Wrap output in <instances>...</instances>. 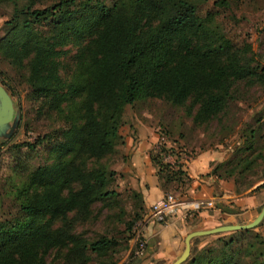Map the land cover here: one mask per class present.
Here are the masks:
<instances>
[{
  "label": "trees",
  "instance_id": "trees-1",
  "mask_svg": "<svg viewBox=\"0 0 264 264\" xmlns=\"http://www.w3.org/2000/svg\"><path fill=\"white\" fill-rule=\"evenodd\" d=\"M207 1L115 0L78 7L77 0H59L43 9L14 7L4 22L0 55L16 67L28 60L27 81L39 111L57 114L64 124L55 137H42L54 154L52 163L12 168L18 182L11 188L13 216L0 220V264H48L50 251L59 248L66 249L62 264H116L117 235L81 239L73 230L89 220L95 203L118 195L110 188L117 172L106 160L116 151L125 107L147 96L174 105L190 100L194 122L206 123L224 112L237 82H264V66L235 48L216 12H200ZM212 1L225 5V0ZM69 41L81 47L63 78L59 56ZM0 84L9 93L8 83ZM245 150L253 151L252 144ZM164 152L161 148L151 157L165 189L184 172L163 164ZM82 158H88V167ZM225 164H215L210 173L222 178L217 172ZM130 192L137 200L136 218L142 219V195ZM135 221L125 228L129 238ZM232 233L236 236L219 240L218 247L193 253L190 246L181 264H264L262 234L254 228Z\"/></svg>",
  "mask_w": 264,
  "mask_h": 264
},
{
  "label": "rangeland",
  "instance_id": "rangeland-1",
  "mask_svg": "<svg viewBox=\"0 0 264 264\" xmlns=\"http://www.w3.org/2000/svg\"><path fill=\"white\" fill-rule=\"evenodd\" d=\"M58 1L0 0V37L4 35V22L10 19L15 6L43 9ZM96 1L110 5L115 0H77V6L85 3L92 5ZM210 9L216 12L217 21L235 48L245 52L254 65L264 66V0H225L223 7L216 6L209 0L200 7V12ZM80 47L81 43L73 41L61 47V77L66 78L74 68L75 56ZM28 74V60L16 67L0 55V80L8 83L14 107L12 119L0 125V220L12 218L14 212L11 188L18 179L14 177L12 168L20 165L31 169L37 165L52 163L54 154L49 151L47 139L42 140V137L48 134L55 137L56 130L64 124L57 114L39 111V103L32 98L28 85ZM194 113L195 107H191L190 100L183 105H174L160 96H147L146 99L125 107L116 151L106 160L117 172L110 188L116 190L118 195L109 202L95 203L89 220L87 218L78 223L73 230L74 235L81 239L103 234L117 235L120 244L115 253L116 264H138L144 258L145 251L142 255H134L135 244L125 229L133 220H136L133 227L142 220L136 218L138 208L134 207V203L137 200L132 197L130 176L125 170L130 164L131 143L152 136L156 137L152 155H156L161 148L166 150L160 155L163 164L167 162L164 157L170 159V156H182L190 160L201 151L224 153L226 157L220 162L227 164L221 166L217 173L223 178L234 170L228 179L235 180L236 192L243 193L251 189V192L260 196V204L255 212L256 216L259 214L264 203V82H237L224 112L206 123L194 122ZM4 114L5 104L0 99V116ZM250 130H254L253 136L248 138ZM240 134L245 136L240 137ZM27 143L29 147L26 146ZM249 144H252L253 151H244ZM247 161H252L251 166L245 167L244 163ZM82 163L88 167V158H82ZM218 163L211 164V168ZM176 178L166 183L165 192L184 198L187 180ZM59 224L58 220L54 225ZM253 228L264 236V216ZM230 236H236L232 230H220L194 238L190 246L193 253H196L206 247H218L219 240ZM65 253V248L51 250L47 258L48 264H62Z\"/></svg>",
  "mask_w": 264,
  "mask_h": 264
},
{
  "label": "crops",
  "instance_id": "crops-1",
  "mask_svg": "<svg viewBox=\"0 0 264 264\" xmlns=\"http://www.w3.org/2000/svg\"><path fill=\"white\" fill-rule=\"evenodd\" d=\"M155 142L156 137L152 136L137 139L131 143V148L130 145L128 147L130 164L125 171L130 176V187L141 193L145 210L141 235L146 248L144 258L138 264H170L182 254L185 239L191 232L224 225L247 224L256 218L260 196L251 192V189L237 193L233 180L218 178L210 173L211 164L225 159L224 153L201 151L190 160L182 156L163 159L174 169L180 168L184 172L181 176L182 180H187L184 198L205 204L187 216L185 211L178 210L162 222L154 220L149 208L166 193V188L162 187L163 179L159 176L158 166L153 163L151 157ZM208 202L211 204L208 205ZM211 234L213 233L191 237L190 245L193 244L194 238Z\"/></svg>",
  "mask_w": 264,
  "mask_h": 264
},
{
  "label": "built area",
  "instance_id": "built-area-1",
  "mask_svg": "<svg viewBox=\"0 0 264 264\" xmlns=\"http://www.w3.org/2000/svg\"><path fill=\"white\" fill-rule=\"evenodd\" d=\"M202 201H192L186 198H178L172 193H165L161 198L154 201L150 208L149 213L151 217L158 221H164L169 215L176 213L178 210H183L186 216L194 210L204 205ZM211 203L208 202V205ZM142 222V220H141ZM141 222L134 227L132 240L135 244V255H140L145 249V240L141 235Z\"/></svg>",
  "mask_w": 264,
  "mask_h": 264
},
{
  "label": "water",
  "instance_id": "water-1",
  "mask_svg": "<svg viewBox=\"0 0 264 264\" xmlns=\"http://www.w3.org/2000/svg\"><path fill=\"white\" fill-rule=\"evenodd\" d=\"M0 99L1 102L5 104V114L0 116V125L9 122L12 117H13V103L12 99L9 95V93L6 91V89L0 84ZM264 216V204L262 205V208L259 212V214L256 216V218L247 223V224H237V225H224V226H219L216 228L208 229V230H202V231H193L190 234H188L187 238L185 239V247L178 259L173 261L170 264H181L186 257L188 256L190 252V238L193 236H199V235H206L210 233H214L216 231L220 230H239V229H248V228H253L256 226L263 218Z\"/></svg>",
  "mask_w": 264,
  "mask_h": 264
}]
</instances>
